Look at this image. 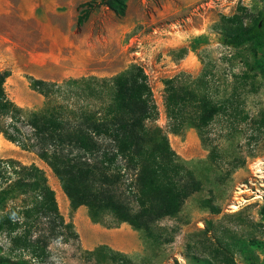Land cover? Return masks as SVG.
Masks as SVG:
<instances>
[{"label": "rangeland", "instance_id": "374dc122", "mask_svg": "<svg viewBox=\"0 0 264 264\" xmlns=\"http://www.w3.org/2000/svg\"><path fill=\"white\" fill-rule=\"evenodd\" d=\"M58 1L64 6L57 10L70 14L58 21L70 29L72 43L64 50L65 66L50 71L55 75L53 81L29 73L39 67L25 65L23 48H36L32 55L40 53L39 32L34 20L26 26L19 19L26 6L38 14L40 4L51 1L0 0V72H10L4 83L9 99L24 110H40L46 100L30 88L29 78L61 83L86 76L112 77L132 64L138 65L147 76L157 107L155 125L167 133L170 146L202 186L186 199L178 214L152 224L153 238L148 239L141 231L125 223L115 224L109 217L93 223L85 206L73 210L59 179L36 152L0 135V159L40 167L55 191L62 216L77 234L50 245L53 262L198 264L197 260L208 258L210 248L217 247L210 237L223 241L222 236L232 232L243 243L241 251L228 259L220 256L213 263L264 264V247L259 245L264 246V220L260 216V210L264 211V126L258 123L264 112V77L254 65L251 46L226 45L216 28L221 16H231L239 8L244 9V26L251 25L261 8L260 0H125L122 17L102 4L103 0ZM84 3L87 5L80 8ZM80 10L90 13L78 26ZM258 57L264 63V47ZM181 74L192 80L203 74L205 78L198 85L201 89L206 86L215 102L228 99L237 89L235 99L204 134L205 142L218 150L216 162L210 161L211 147L202 143L195 128L188 127L178 135L168 130L164 82ZM129 181L125 176L108 188L120 201L134 207ZM208 198L219 208L218 214L202 207V200ZM84 224L98 239L89 242L80 233ZM0 243L5 244L1 235ZM99 246L122 257L112 262L88 254Z\"/></svg>", "mask_w": 264, "mask_h": 264}, {"label": "trees", "instance_id": "16d2710c", "mask_svg": "<svg viewBox=\"0 0 264 264\" xmlns=\"http://www.w3.org/2000/svg\"><path fill=\"white\" fill-rule=\"evenodd\" d=\"M260 2L251 25L244 26V9L239 8L231 16H221L216 28L226 45L251 46L254 65L264 77V63L258 57L264 47V0ZM102 4L118 17L125 14V0H103ZM89 13L79 11L78 26ZM9 76V71L0 72V135L24 150H34L59 179L70 207L85 206L93 223L109 217L151 239L152 224L174 217L186 199L201 190V182L172 149L167 133L155 125L157 107L147 76L138 65L112 77L86 76L61 83L29 78L30 88L46 100L43 108L34 111L9 99L4 89ZM204 78L202 74L192 80L181 74L166 80L164 109L169 132L178 135L195 128L202 143L211 147L210 161L216 162L218 150L205 142L204 134L235 99L237 89L228 99L215 102L206 83L202 89L198 85ZM258 123L264 126V112ZM125 176L130 179L128 191L134 207L108 188ZM201 205L212 214L219 213L209 198ZM260 216L264 220L263 210ZM0 235L5 240L0 243V264H55L50 245L77 237L37 165L0 159ZM222 238L210 237L217 247L210 248L208 258L197 260L198 264H215L220 256L228 259L241 251L243 243L236 234L229 232ZM88 254L112 262L122 257L106 246Z\"/></svg>", "mask_w": 264, "mask_h": 264}, {"label": "crops", "instance_id": "0c3cea01", "mask_svg": "<svg viewBox=\"0 0 264 264\" xmlns=\"http://www.w3.org/2000/svg\"><path fill=\"white\" fill-rule=\"evenodd\" d=\"M50 3L42 2L40 6L42 10L39 13L31 11L27 6L25 9L20 11L19 19L22 20L24 25H31L32 20H34L33 25H36V28L39 32V41L40 44V53L32 55V52L36 48L24 47L25 53L22 57L26 61V66H38L37 70H30V74L45 79L53 80L55 75L51 74L50 71L53 67H64L65 58L64 50L66 47L71 46L72 37L70 29L66 27V23H61L60 19H66L70 17V14L67 12L58 11V7L64 6V4L59 3L58 0H50ZM25 3L28 0H24ZM37 15V16H36ZM71 25V21L69 22ZM86 224L80 226V233L85 234L87 231ZM82 231V232H81ZM93 237V238H92ZM90 237L89 242H93L98 239L96 235Z\"/></svg>", "mask_w": 264, "mask_h": 264}, {"label": "bare ground", "instance_id": "6f19581e", "mask_svg": "<svg viewBox=\"0 0 264 264\" xmlns=\"http://www.w3.org/2000/svg\"><path fill=\"white\" fill-rule=\"evenodd\" d=\"M85 233H86V237H87L88 241L90 240V237L95 235L94 233L90 232L89 229H87V231Z\"/></svg>", "mask_w": 264, "mask_h": 264}, {"label": "water", "instance_id": "95a60500", "mask_svg": "<svg viewBox=\"0 0 264 264\" xmlns=\"http://www.w3.org/2000/svg\"><path fill=\"white\" fill-rule=\"evenodd\" d=\"M260 26V25H259Z\"/></svg>", "mask_w": 264, "mask_h": 264}]
</instances>
